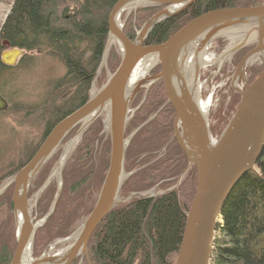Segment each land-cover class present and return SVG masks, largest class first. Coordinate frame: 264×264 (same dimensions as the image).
<instances>
[{
    "label": "trees",
    "instance_id": "1",
    "mask_svg": "<svg viewBox=\"0 0 264 264\" xmlns=\"http://www.w3.org/2000/svg\"><path fill=\"white\" fill-rule=\"evenodd\" d=\"M118 0H13L0 28V54L5 48L25 51L45 46L65 66L58 81L69 92L62 110L48 112L45 131L35 150L50 129L64 116L91 97V86L99 89L119 65L120 50L115 42L109 46L104 64L103 52L108 39L107 17ZM264 0H198L179 15L158 23L144 45L159 44L175 34L193 18L216 9L252 7ZM164 5L145 4L133 12L120 15L122 32L133 39L135 29L162 10ZM229 36L209 42L208 54L214 57L230 44ZM83 44H87L85 48ZM256 42L239 49L225 60L216 80H224ZM82 50V51H81ZM88 56H85L86 52ZM245 69L250 83L264 68V58L257 54ZM101 67L98 74L97 70ZM208 74L214 73L215 65ZM12 67L0 60V75ZM160 72L156 65L150 75ZM94 79V84L92 81ZM227 86V85H226ZM225 88H228L225 87ZM216 108L209 113L210 131L217 137L235 112L239 95L231 89L217 90ZM133 115L127 122L124 138L133 134L124 151L123 173L118 200L93 231L87 256L73 264H173L197 183L195 165L188 161L178 145L173 121L175 110L167 102L162 80L145 83L131 104ZM108 111L83 131L62 172V187L51 215L34 235L32 255L37 245L46 251L50 245L75 233L92 211L104 179L110 156ZM79 125L70 131L73 134ZM7 175L11 178L30 159ZM59 151L41 167L30 183L27 199L38 192L31 213L34 220L43 217L54 203L57 181L52 174ZM182 178L180 180V176ZM1 185V181H0ZM44 185V186H43ZM1 187V186H0ZM10 185L0 195V264H9L15 249L14 218ZM69 242L64 243L68 245ZM63 245V244H62ZM45 254V253H44ZM39 256V255H38ZM211 264H264V147L253 167L238 181L226 199L216 225Z\"/></svg>",
    "mask_w": 264,
    "mask_h": 264
},
{
    "label": "water",
    "instance_id": "2",
    "mask_svg": "<svg viewBox=\"0 0 264 264\" xmlns=\"http://www.w3.org/2000/svg\"><path fill=\"white\" fill-rule=\"evenodd\" d=\"M197 1L118 0L113 5L107 17L108 41L102 62L111 42H115L120 50L119 65L99 89L92 91L86 102L50 129L30 159L0 188L1 195L13 185L15 249L9 264H22L27 249L30 250L29 264H73L78 257L87 256L89 239L117 202L125 178L123 162L128 139L124 138V131L130 118L133 99L144 83L151 85L158 80H162L167 102L175 110V139L186 155L188 167L195 165L197 173L196 189L186 212L180 246L173 264H211L221 209L234 186L253 167L264 147V69L250 83L245 73L251 58L264 54V1L252 7L221 8L205 12L186 23L163 43L143 44L158 23L179 15ZM145 4L165 7L148 19L131 40L122 32L120 15L129 7L136 8ZM233 34L241 36L222 54L212 57L213 62L201 64L211 40ZM252 42H256L255 47L241 58L231 75V85L239 95L238 106L220 135L213 138L209 131L208 111L214 88L202 100L199 72L214 64L220 66L227 57ZM2 46L8 49L1 52V63L15 66L24 50L9 48L7 41H3ZM146 59L151 60L147 72L156 65H160V72L153 76H146V72L143 78L133 81L135 68ZM186 65L192 67L190 76V72L185 71ZM237 79L241 86L237 84ZM206 101H209V106L202 111L201 103ZM7 108V101L0 94V111ZM106 110L110 156L94 207L79 229L59 242H69L64 249L33 259L31 248L35 232L53 212L61 191V172L70 151L64 154L66 147ZM79 124L78 132L65 144L54 172L47 179L49 181L56 176L57 189L53 206L43 217L34 220L27 199L30 183L56 152L65 136Z\"/></svg>",
    "mask_w": 264,
    "mask_h": 264
},
{
    "label": "rangeland",
    "instance_id": "3",
    "mask_svg": "<svg viewBox=\"0 0 264 264\" xmlns=\"http://www.w3.org/2000/svg\"><path fill=\"white\" fill-rule=\"evenodd\" d=\"M12 2L13 0H0V28L6 18V15L10 10ZM138 7L136 8L129 7L127 9L128 11L132 9L133 12H135V10L138 9ZM150 18L151 17H149V19ZM147 20H145L143 23L140 24L138 28L135 29V35L136 32L141 28V26ZM120 25L122 27L123 22H121ZM221 36H229L228 38L230 40V44L220 54H222L226 49H228V47L232 45L241 36V34L221 35ZM86 45L87 44H83L82 47L85 48ZM4 48L8 49L6 47ZM88 53L89 52L87 51L85 53V56H88ZM207 56L214 57L213 55L208 53ZM262 56L264 58V54ZM229 57H227L226 59H228ZM252 59L253 58H251V60ZM224 62L220 66L218 64H214L217 68L212 74L210 73L208 74L210 70L209 67L211 66L204 67L199 72L200 91H201L202 100H205L206 97L211 92V89L214 88L209 106V111H208L209 131H210V125L211 124L214 125L213 122H210L209 113L211 110L216 108V104L218 102V98L215 96V92L218 93L217 90H219L222 91L223 93H227L228 90L231 89L233 92L237 93L231 85V75L233 74L234 71L224 80L221 79L216 80L217 78L216 76L218 75V72L220 71ZM103 64L104 62L101 63V67L103 66ZM248 64L251 65V62H248ZM101 67L97 70L95 76L98 74ZM154 67H152L147 72L146 76H151L150 71ZM65 73H66V69L64 64L57 57L53 56V54H51V52L45 46H43L37 50H32V51L24 50V53L22 57L18 60L17 64L15 66H12V69L8 71L6 70L4 73L0 75V94L8 103V108L4 111H0V181H1L0 186L1 187L12 178V177L7 178V175L10 173V171L12 172L13 169H15L17 166L22 164L28 158L29 154L35 150L37 144L39 143L45 131V126L49 118L48 112L50 111V109H52L53 107H58L59 109L65 110L68 109V107L70 106V104L66 103L65 101L66 98H70L67 89L65 92L64 87L61 86L56 87L58 81L65 75ZM93 82L94 79L92 81V84H94ZM237 84L241 86V82L239 79H237ZM226 85L228 86V88H225L227 87ZM93 90H96L94 85L91 86V91H90L91 94ZM133 112L134 111L133 110L131 111L130 109V118L133 115ZM79 128H80V124H79ZM79 128L68 137V134L70 133L69 132L65 136L63 141L60 143L58 149L56 150L59 151V157L65 144L78 132ZM83 131L75 138L70 148L68 157L72 152V150L74 149V147L76 146V144L79 142ZM132 136L133 134H130L128 135V137H125L126 139H128L127 144ZM212 137L217 138L215 137V135H212ZM59 157H58V161H59ZM58 161L56 162L52 173L54 172V169ZM187 168H189L188 165ZM53 177L56 178L55 175ZM181 178L182 175L180 176V180ZM39 194L38 192H36L31 196L30 199H28L31 210L36 206ZM59 244H61L59 247H55L53 245L52 249H50L52 246L50 245V247L46 251L42 250L41 244L37 245V250H36L37 256H34L32 255L33 245H34V238H33V243L31 248V258L35 259L42 255H49L61 251L62 249H64V247H66L64 243H59Z\"/></svg>",
    "mask_w": 264,
    "mask_h": 264
},
{
    "label": "bare ground",
    "instance_id": "4",
    "mask_svg": "<svg viewBox=\"0 0 264 264\" xmlns=\"http://www.w3.org/2000/svg\"><path fill=\"white\" fill-rule=\"evenodd\" d=\"M213 61H214V59L212 57L204 55L201 59V64L205 65V64L211 63ZM150 63H151L150 59H146V60L140 62L139 65L134 70L132 80L135 81L136 79L143 78L145 76V73L147 72V69L149 68ZM191 70H192V67L190 68L188 65L185 66V71H188V73L190 72L188 74L189 76L191 75V72H192ZM189 80H190V78H189ZM197 87H198V85H197ZM197 91H198V89H197ZM208 106H209V101L202 102L201 103V110L205 111ZM73 142L74 141H71L70 144L68 145V147H66L64 154H66L67 151L70 150ZM29 252H30V250L27 249L23 258H22V264L31 263Z\"/></svg>",
    "mask_w": 264,
    "mask_h": 264
}]
</instances>
